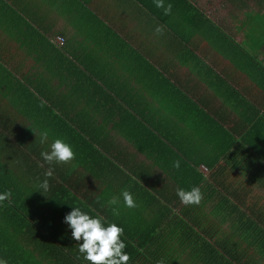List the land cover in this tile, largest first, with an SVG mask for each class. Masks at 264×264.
<instances>
[{"label": "crops", "instance_id": "obj_1", "mask_svg": "<svg viewBox=\"0 0 264 264\" xmlns=\"http://www.w3.org/2000/svg\"><path fill=\"white\" fill-rule=\"evenodd\" d=\"M164 3L168 14L153 0H0V187L30 233L78 247L62 219L72 205L133 230L160 207L178 214L177 187L198 186L194 211L209 217L247 183L261 198L250 176L264 148V0ZM44 130L72 160L42 161ZM17 241L26 264H56L48 243Z\"/></svg>", "mask_w": 264, "mask_h": 264}, {"label": "trees", "instance_id": "obj_2", "mask_svg": "<svg viewBox=\"0 0 264 264\" xmlns=\"http://www.w3.org/2000/svg\"><path fill=\"white\" fill-rule=\"evenodd\" d=\"M60 37L62 41H56L62 45L64 38ZM212 173L211 178H216L220 170ZM250 177L256 181L257 190L262 189L261 198L258 194L253 196V188L250 189L247 183V187L240 188L241 193L243 190L245 193L239 200L237 197L232 202L226 198L218 200L216 211H209L210 217L194 211L195 206L202 207V204H184L178 208V214L160 207L159 214L165 212L147 218V223L129 231L122 227L123 251L129 257L127 264H264V148L262 166L252 169ZM213 187L229 190L223 181ZM15 204L14 198L0 201V258L7 264H26L28 254L18 247L17 240L29 243L32 236L36 240L35 246L46 243L52 246L47 250L39 249L52 253L56 264H89L75 244L67 246L65 239L61 240L56 232L30 233L33 223L29 211L21 210ZM150 204L151 210L160 206L152 201ZM34 224L40 228L36 222ZM43 229L46 231L45 227Z\"/></svg>", "mask_w": 264, "mask_h": 264}, {"label": "clouds", "instance_id": "obj_3", "mask_svg": "<svg viewBox=\"0 0 264 264\" xmlns=\"http://www.w3.org/2000/svg\"><path fill=\"white\" fill-rule=\"evenodd\" d=\"M153 3L156 8L162 9L164 14H168L171 10V4H165L164 0H153ZM154 31L160 33L162 29L157 25ZM39 135L41 144L49 141L47 130L41 131ZM39 155L45 164L51 166L53 163L60 164L72 160L74 152L71 144L65 139L54 137L47 143V150L41 149ZM172 166L179 167V161H173ZM43 175L45 179L40 180L36 186V190L41 193L48 190L49 185L46 177L52 175L51 167L45 169ZM175 191L180 202L185 205L199 204L201 200V191L198 186H191L187 190L177 187ZM9 196L10 191L5 189L0 192V201L6 200ZM120 198H122L125 207L136 206L132 193L127 189L121 190ZM108 203L117 205L118 200L114 197ZM62 219L70 229L71 237L78 242V252L89 264H127L129 257L127 252L123 251L125 242L121 238L123 228L116 222L105 220L100 215L90 214L89 211L76 205H72ZM0 264H7V261L0 258Z\"/></svg>", "mask_w": 264, "mask_h": 264}, {"label": "built area", "instance_id": "obj_4", "mask_svg": "<svg viewBox=\"0 0 264 264\" xmlns=\"http://www.w3.org/2000/svg\"><path fill=\"white\" fill-rule=\"evenodd\" d=\"M58 41H62V38L60 36H57L56 38Z\"/></svg>", "mask_w": 264, "mask_h": 264}]
</instances>
